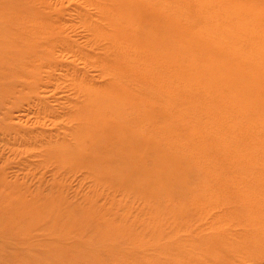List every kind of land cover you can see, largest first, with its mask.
<instances>
[{"label":"rangeland","instance_id":"374dc122","mask_svg":"<svg viewBox=\"0 0 264 264\" xmlns=\"http://www.w3.org/2000/svg\"><path fill=\"white\" fill-rule=\"evenodd\" d=\"M121 1L137 5L142 18L145 21L150 20L149 14L153 7L150 0ZM185 1L200 3L203 6V12L200 16L197 15L196 19H199L198 22H201L205 30H215L219 36L233 38L228 49L217 57V66H229L230 57L233 56L239 62V76L240 73L244 76L252 71L264 72V0ZM4 3L11 4L17 14L21 13L29 19L27 25H18L8 31L11 44L23 49V52L29 46L37 48L22 55L25 57L19 64L18 76H8L7 72L0 74V264H73L75 261L73 256L70 257V253V256H60L69 249L74 253H83L87 258L98 256L99 264H119L118 260H123V264H149L156 261H174L176 264H264L261 258L264 255L257 260L245 252L238 251L233 254L224 248L228 242H237L236 235L242 230L235 224L229 231L228 239L223 241L226 243L220 245L221 250L210 252L211 256L186 255L185 239H191L193 250L201 252L206 248L205 242L210 238L209 229L216 225L213 222L215 218L222 216L221 207L200 205L195 209L193 203L185 201L188 198L185 197L181 216L165 215L163 209L178 210L180 207V203L177 204L175 200L174 191L166 192V198L160 196L161 192L155 193L156 197L137 195L133 191L126 193L124 185L113 188L99 184L89 167L75 163L78 162L75 158L86 162L92 159L95 153L100 152H94L88 146V140L83 144L81 138L78 146L74 148L72 135L78 130H86L80 128L83 121L77 118L79 108L85 104L81 89L90 92L114 87L116 95L123 93L135 101L133 90L129 93L125 88L113 86V73L104 72L103 69L105 64L114 63V49L110 47L108 37L113 32L110 33L109 24L116 29H122L124 25L117 15H113L109 7L111 0H0V10L4 8ZM194 3H187L189 5L185 8L194 7ZM4 20L1 16L0 29L5 26ZM193 27L191 22L178 24L180 35L175 38V43H184L185 48L191 49V52L173 64V76L180 77L185 84H190V80L193 82V77L200 85L209 89L213 83L210 82L209 73L204 66L209 55H204L199 47L205 43L217 47V42L212 41L202 30ZM27 30L29 34H26ZM120 31V37L129 35L128 31ZM24 44L28 45L23 46ZM215 50L219 53V50ZM179 67L184 70L179 71ZM262 77L264 80V76ZM212 87L227 101H234L236 105L245 104L243 95H234V91L242 93V86L235 76H228L222 89ZM190 90L193 93L191 96L185 93L181 97L185 102V109L191 105L190 113H185V118L198 122L203 113L208 112V100L204 101V97L209 96L199 92L194 86ZM208 91L210 93V90ZM167 93L170 94L169 99L177 100V95ZM236 105L233 104L232 107L236 108ZM144 107V104L136 105L135 110H144ZM236 113L249 124L242 128L239 123H231L223 132L220 130L225 133L223 136L216 135L200 124L191 125L185 121L183 125L174 117L170 116L169 119L181 146L188 144L199 151L203 147L208 148L210 155L214 151L213 156L206 162L211 168L220 164V168L226 172L220 175L214 173L213 177L221 179L219 182L222 181V184L241 189L247 178L264 177V127L253 122L257 116L264 118V108L257 111L247 109L243 112L237 109L233 114ZM209 117L218 119L216 114H210ZM218 121L223 126L226 125L225 122ZM155 122L157 123V120ZM249 128H253L251 135L247 133L252 130ZM229 133L231 134L227 135ZM236 135L238 138L246 137L247 142L251 141V148L255 147L252 152L258 154L255 155L258 160L251 157L248 152L250 149L237 152L245 151L247 145L244 140L237 138L240 145L237 147ZM72 149L75 158L70 161L66 154V162L53 158L54 155ZM249 183L261 185L264 181L253 179ZM185 185L186 180L182 183L184 188ZM212 193L211 191L210 194ZM48 197H56L63 205L70 206L72 211L69 215L72 214L73 220L81 218L78 210L90 209L92 213L89 226L94 227L97 232H104L107 221L115 227H125L116 233L119 240L126 235L145 234L149 228L155 229L157 235L163 236L165 243L161 240L145 241L142 246L132 247V244L126 243L124 239L119 243L116 239L118 246L115 248L110 244H103L106 243L103 240L102 246L96 243L90 248L79 245V242L74 240L84 237L81 232L86 229L71 228L65 232L69 238L64 241L65 247L69 249L63 248L60 252L49 253L48 249L55 241L51 239L52 236L48 237L46 228L29 226V230L24 231L28 236L26 239L7 233L6 227H9L8 223L12 222L11 219L18 209L30 207L35 201L37 206L46 207L41 203ZM17 198L21 199L16 200ZM153 199L157 204L150 207L148 203ZM186 212L192 216L188 217ZM153 213L158 216L155 221L150 217ZM41 214L47 216L49 212L43 211ZM148 221L149 224L146 223ZM99 227L101 229H96ZM196 231H201L202 235L198 236L199 232ZM191 233H197V236L188 237ZM252 234L251 231L247 234L242 231L239 235L240 244L236 243L234 246L250 245L253 241ZM233 238L235 241H232ZM112 243L114 244V241ZM164 244L168 248L167 251L160 250L165 247ZM101 250H109L117 260L113 262L102 257L99 254Z\"/></svg>","mask_w":264,"mask_h":264},{"label":"bare ground","instance_id":"6f19581e","mask_svg":"<svg viewBox=\"0 0 264 264\" xmlns=\"http://www.w3.org/2000/svg\"><path fill=\"white\" fill-rule=\"evenodd\" d=\"M150 3L153 7L149 14V21L142 18V13L137 5L125 4L121 0H111L109 5L113 15H117L124 22V25H122V29H116L109 24L110 33L113 32L108 37L110 47L115 50H113L114 63L112 65L105 64L103 69L104 72L113 73V86L125 88L129 90V93H132V89L135 94V101L133 102L123 93L116 95L114 87H105L90 92L81 89V93L85 96V104L79 108L77 118L83 121V126L81 125L80 128H86V130H78L72 135L74 148L78 146L81 138L83 144L88 140L90 142L88 146L94 152L97 150L100 152L95 153L92 159L86 162L80 161L81 158H75L73 149L60 155H54L53 158L63 162L68 160L65 154L70 157L69 161L75 158L78 161L75 163L90 168L99 184L113 188L124 185L126 193L133 191L137 195L156 197L155 193L161 192L160 196L166 198L164 195H168L166 192L174 191L175 200L177 204L180 203V207L178 210H174L175 208L163 209L165 215L181 216L182 203L185 197H188L185 201L189 200L193 203L195 209H198L200 205L221 207L222 216L213 221L216 225L209 229L210 238L205 242L206 248H203L201 252L200 250H193L191 239H185L186 255L190 257L211 256L210 252L221 250L220 245L226 243L223 241L228 239L229 231L235 224L244 234L249 231L253 232V241L245 247L234 246L236 243L240 244L241 236L239 235L242 233L241 231L239 235H236L237 242H228L224 248L233 254L238 251L245 252L248 256L256 257L259 260L260 256L264 255V184L251 185L252 183L249 182H252L253 179L264 181V177L252 176L253 178H247L245 184H242L244 187L241 189L222 184V181L219 182L221 179L213 177V174H225L226 171L220 168V164L211 168L206 162L213 156L214 151L210 155L207 152L208 148L203 147L199 151L188 144L181 146L177 142L179 137L175 135L169 118L170 116L174 117L179 124L183 125H185V121L191 125L200 124L218 136L225 135L220 130L223 132L234 122L241 124L239 126L242 128H246L249 124L248 121L244 120L240 114H233V112L237 109L243 112L247 109L257 111L264 108V80L262 77L264 72L252 71L244 76L240 73L239 76L237 74L239 62L233 56L230 57V64L227 67H219L215 64L217 57L228 49L229 42L233 38L226 35L219 36L215 30H205L201 22H198L199 19H196V16H200L203 12V6L200 3L188 1L187 3L195 4L192 8H185L189 5L185 0H150ZM3 7L0 10V17L5 18V26L0 29V74L7 72L8 76H18L19 64L25 57L22 55L37 47L29 46L23 52V49L11 44L8 31L13 30L18 25H27L29 19L21 13L17 14L9 3H4ZM196 8L198 10H195ZM190 22L198 30H202L205 35H208L212 41L217 42V47L206 43L199 47L204 55H209V61L207 60L204 65L209 73L210 82L213 83L209 89L200 85L193 77V82L190 80V84H185L180 77L173 76V64L181 61L185 55L187 57L191 52V49L185 48L184 43H175V38H179L180 35L178 24ZM120 30L128 31L129 35L120 37ZM26 34H29L28 30ZM27 45L24 44L23 46ZM215 48L219 50V53ZM159 64L160 67H158ZM178 70L183 71L184 68L179 67ZM232 75L242 86V93L234 91V95H243L245 103L243 105H236L231 100L227 101L222 98L215 87H212L216 86L218 89H222V85L227 83L228 76L231 77ZM218 77L222 79H218ZM192 86L209 96L202 94L205 96L204 101L208 100V104L206 103L208 112L203 113L200 117L202 119L199 120V118L198 122H196L197 120L189 121L185 118V113H190L191 105L189 104L185 109V102L181 98L185 93H189L190 96L193 94L190 90ZM167 92L177 95V100L169 99L170 94ZM187 99L189 98L187 97ZM1 100L0 96V104ZM140 104L145 105L144 110H135L136 105ZM233 104L237 107H232ZM127 110L129 112H126ZM210 114H216L218 119L210 118ZM257 117L253 119V122L264 127V118ZM218 120L225 122L226 125L223 126ZM249 129H252L247 130V133L250 134L253 132V128ZM237 138L236 135V140ZM240 139L244 140L247 149L237 152H246L250 149L249 154L253 159H256L255 155L258 154L255 151L252 152L255 147L251 148V141L247 142L248 139L244 136H239L238 140ZM238 140L235 143L237 147L240 146ZM241 173L247 175L245 172ZM203 175H205L204 178ZM185 180L187 185L184 188L182 183ZM211 181L213 184H210ZM189 185L193 187H189ZM248 190L253 191V193ZM211 191L212 194H210ZM18 199L21 198L16 200ZM156 204L155 199L148 203L150 207H154ZM41 205L46 207L37 206V201H35L30 207L18 209L11 219L12 222L8 223L9 227H6L7 233L26 239L28 236L24 234V231L29 230V226L46 228L48 237L52 236L51 239L55 241V244L48 249V252L51 253L60 252L63 248L69 249L65 247L64 241L69 238L65 232L71 228L86 229L81 232L84 237L74 240L79 242V245L90 248L96 243H100L102 246L101 240L106 242L103 244H110L115 248L118 246V244L116 245V233L125 229L124 226L115 227L106 221L104 232L102 230L97 232L94 227L89 226L92 213L90 209L78 210L81 218L73 220L72 214L69 215L72 211L71 207L63 205L56 197L45 198ZM43 211L49 212V215H42ZM186 215L192 216L187 212ZM150 217L152 221L158 218L154 213ZM146 223L149 224V221ZM96 229H101V227ZM146 230L147 233L145 234L126 235L122 236L120 240L124 239L126 243H131L130 246L132 247L142 246L145 241L159 242L161 240L165 243L164 237L160 234L157 235L155 229L148 228ZM196 232H199L198 236L202 235L201 231ZM191 236H197V233H191L188 237ZM117 240L119 243L120 240ZM232 241H235V238ZM164 246L160 250L167 251L166 244ZM61 254L60 256L63 257L73 256L72 259L75 261L73 264H99L98 256L87 258L83 253H74L71 249ZM99 254L109 261L117 260L109 250H101ZM261 258L264 260V257ZM118 262L123 264V260H118ZM162 262L156 261L149 264H176L174 261Z\"/></svg>","mask_w":264,"mask_h":264}]
</instances>
